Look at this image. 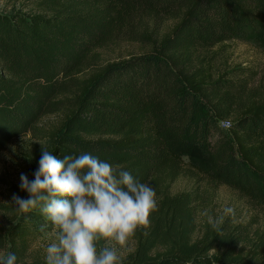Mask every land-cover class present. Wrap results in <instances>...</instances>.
I'll list each match as a JSON object with an SVG mask.
<instances>
[{"label":"trees","instance_id":"1","mask_svg":"<svg viewBox=\"0 0 264 264\" xmlns=\"http://www.w3.org/2000/svg\"><path fill=\"white\" fill-rule=\"evenodd\" d=\"M43 3L44 13L0 12V151L30 132L48 138L58 159L89 153L150 184L157 206L121 264H264V223L252 241L238 224L209 219L195 236L197 184L171 192L183 176L207 181L264 216V86H250L251 75L225 56L231 41L264 25L263 2ZM120 41L145 51L102 59L96 50ZM47 114L57 124L37 126ZM170 140L193 147L207 167L187 164ZM37 213H19L8 232L16 264Z\"/></svg>","mask_w":264,"mask_h":264},{"label":"clouds","instance_id":"2","mask_svg":"<svg viewBox=\"0 0 264 264\" xmlns=\"http://www.w3.org/2000/svg\"><path fill=\"white\" fill-rule=\"evenodd\" d=\"M30 181L20 175L23 199L13 194L20 213L40 206L59 230L57 242L46 249V264H118L115 247L97 251L101 238L126 246L138 227H146L156 208V192L129 171L115 170L89 153L62 159L42 146L39 167ZM226 214H234L232 208ZM14 253L0 258V264H16Z\"/></svg>","mask_w":264,"mask_h":264},{"label":"rangeland","instance_id":"3","mask_svg":"<svg viewBox=\"0 0 264 264\" xmlns=\"http://www.w3.org/2000/svg\"><path fill=\"white\" fill-rule=\"evenodd\" d=\"M264 4V0H261ZM44 0H0V12L11 13L19 10L30 14L44 13L46 7ZM172 22L169 20L165 27ZM101 58H126L131 54H138L145 51V48L136 42L120 41L106 48L96 49ZM230 66L239 65L245 68L246 73L251 75L250 86H264V25L256 29H250L245 39H235L229 43L225 54ZM0 71L2 72L1 65ZM58 114H47L39 120L37 126L49 128L57 124ZM170 145L187 164H194L206 168L207 161L204 157L189 145H182L170 140ZM42 146L45 150L51 151L52 146L48 138L38 139L32 133L12 138L3 150L0 151V258L7 256V235L19 215L15 203L12 201L13 194L21 197L26 191L19 187L20 175H27L28 179H34L33 173L39 167V160L42 155ZM196 188L200 191L203 201L197 207L196 225L194 235L199 233L201 222L204 219L216 220L219 223L229 222L244 230L248 240H254L255 234L261 229L264 223V216L255 209L249 202L241 197L236 191L219 186L213 188L207 181L194 183L188 177H180L171 187V192L191 190ZM232 208L234 214H226L225 209ZM37 220V233L31 236L26 242V250L19 264L34 262L46 264L47 247L57 242L58 229L53 223L48 222L46 214L41 212L40 206L35 208ZM99 252L104 247H115L119 257L118 264H121L125 255L134 247V241L129 239L126 246L121 247L114 241L103 238L96 243Z\"/></svg>","mask_w":264,"mask_h":264}]
</instances>
